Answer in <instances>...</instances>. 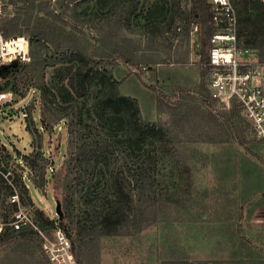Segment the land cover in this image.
Here are the masks:
<instances>
[{"label":"rangeland","instance_id":"374dc122","mask_svg":"<svg viewBox=\"0 0 264 264\" xmlns=\"http://www.w3.org/2000/svg\"><path fill=\"white\" fill-rule=\"evenodd\" d=\"M0 1L2 22L17 17L21 24L27 17L32 21L38 15V11L30 10L23 0ZM44 1L48 2V10L58 14L61 4H69L68 0ZM138 1L141 4L145 0ZM151 1L142 6L138 4L136 12L140 14L137 18L125 17L121 22L114 47L130 61L124 62L117 57L112 68L116 78H121L120 91L138 99L142 117L168 130L169 141L157 140L147 145L150 155L156 154V166L152 173L153 184L144 191L142 206L146 207L147 217L154 220L139 231L130 227L117 234H88L77 239L79 264H158L163 258H187L206 264H264V141L253 139L243 130L237 117L232 119L229 113L210 111L206 96L197 91L202 78L196 39L192 37L191 40L189 34L185 37L184 32L176 31L177 22L183 21L176 13L171 21L172 8L165 17H159V22L148 19L146 9ZM177 1L169 0L167 5L170 8L171 3ZM75 2L69 7L77 4L79 12L93 4V0ZM187 2L179 0V6L188 9ZM99 15V20H90L86 15L78 20L69 15L64 18L76 24L88 39L93 36L105 40L110 30L102 12ZM11 28L23 30L24 26ZM22 35L29 42V36ZM28 45L25 61L11 55V59L1 60L0 64L16 65L17 59L21 62L32 59L30 42ZM38 54L51 56L53 61L58 59L60 51L47 44ZM52 68H46V79ZM7 78L0 72V85ZM204 82L206 86V76ZM19 87L25 88V85L19 83ZM179 88L194 90L191 95L194 97ZM157 96L163 102L161 109H157ZM32 101L36 106L29 126L33 132H29L23 109ZM41 104L40 95L34 89L25 97L13 94L12 103L0 107V165L7 164L14 174L19 173L16 161L9 160L8 156L19 158V162L23 154L30 153L41 141L45 155L55 165L53 171L45 172L44 193L39 194L32 187L31 195L35 202L41 195L45 200L42 207L55 212V202L61 204L67 191L62 182L66 158L80 143L81 130L73 125L67 132L64 123L57 124L59 119ZM40 115L47 128L40 127ZM115 150L108 159L110 170L115 162L124 160L128 166L135 165L137 156L126 155L121 147ZM93 172L86 174L85 183L73 188L71 216L63 220L72 234L77 219L94 220L106 205L104 199L113 197L108 172L104 175ZM89 183L92 185L88 188ZM87 192L91 201L86 197ZM7 254L13 256V264L20 263L16 253L0 248V264H11ZM25 258L23 264H45L38 249Z\"/></svg>","mask_w":264,"mask_h":264},{"label":"trees","instance_id":"16d2710c","mask_svg":"<svg viewBox=\"0 0 264 264\" xmlns=\"http://www.w3.org/2000/svg\"><path fill=\"white\" fill-rule=\"evenodd\" d=\"M23 1L28 3L30 10H37L38 15L32 21L30 16L27 17L21 24L18 23L17 17L4 20L3 23L7 27L24 26L23 30L10 28L4 32V35H28L32 59L27 62L17 59L16 65L0 64V72L8 76L0 85V92L11 91L13 94L25 97L29 90L35 89L40 95V101L42 100V108L59 119L57 124L63 122L67 132L72 130L73 125L81 130L80 143L66 158V172L62 182L67 191L61 200L63 216L60 219L61 226L71 238L78 260L77 264H79V250L75 243L77 239L80 240L88 234L95 236L117 234L122 229L130 227L139 231L144 225L154 220L147 217L146 207L142 206L144 191L147 186L153 184L152 173L156 166V154L154 152L150 155L147 145L157 140L166 143L170 138L166 127L142 117L139 101L135 96L120 91L121 78H116L112 68L116 64L117 57H121L124 62L130 61L127 56L117 52L114 45H116L117 30L123 19L131 16L137 18L140 14V11L136 12L140 4L138 0H93L91 7L85 6L82 12L77 10V4L69 7V4L75 0H68L69 4H61L66 8L60 5L59 14L48 10V2L44 0H38V3L36 0ZM80 1L76 0L75 3ZM168 1L152 0L149 8L146 9V17L159 22V17H165L168 14L167 11L172 8L171 11H174L171 21L176 13L177 18L184 23L185 37L189 34L190 22L193 21L200 26L201 33L198 34L195 42L200 55L202 79L197 91L198 94L207 97L208 90L204 82L206 68L203 64L209 59V37L214 31L207 0H188L190 4L188 9L181 8L179 0L174 3L169 2L171 3L169 8ZM147 2L148 0H145L140 5ZM232 2L238 15V36L243 38V45L253 48L257 57L264 59V8L261 0H232ZM68 11H70L69 14ZM101 12L110 30L105 40L93 36L88 39L83 36L84 33L76 24L67 22L64 18L69 15L78 20L86 15L90 20H99ZM47 44L55 46L60 51L57 60L52 61L51 56L47 58L46 55L38 54V50L43 49ZM48 66L53 68L46 79L45 71ZM124 77L126 76L123 75ZM19 83H22V86L25 85V88L19 87ZM179 89L190 96L194 92V90ZM162 105L160 96H157V109H161ZM35 106L36 103L32 101L23 109L25 125L29 132H33L29 126L32 123L30 118H33ZM229 114L230 118L237 117V120L241 122L236 106L232 107ZM212 118L217 120L214 115ZM39 122L43 129L48 127L41 115ZM36 132L41 135L38 128ZM35 146L34 150L23 154L22 158L28 168L37 175V178H33L34 185L43 188L47 179L45 172L49 165L54 166L55 162L49 160L41 150L43 148L41 141H38ZM120 147L126 155L137 156L138 162L136 160L134 166H128L126 160L115 162L110 170L109 156ZM8 157L9 160L16 161L17 168L21 171L22 165L17 162L19 158L12 155ZM20 171L14 174V179L20 185V190L24 192L25 188L20 182ZM93 171L101 175L108 172L113 197L104 199L106 205H103L105 207L98 212L94 220L87 221L83 217L77 219L72 234L69 231V225H66L63 220L71 216L73 188L79 183H85L88 180L86 174H94ZM91 185L89 183L86 186L89 188ZM1 190L3 191L0 193V217L7 220L14 208V204L6 201L11 188L0 181ZM88 194L87 192L86 197L91 201ZM34 214L44 228L48 229L53 224L54 220L44 209L38 207ZM0 248L16 253L20 263L15 264H23L25 257L33 255L34 249H38L45 264H48L41 250L40 238L31 229L15 232L9 226H5L0 232ZM8 255L6 258L13 264L11 260L13 256ZM158 264H206V262L191 261L187 258H163Z\"/></svg>","mask_w":264,"mask_h":264},{"label":"built area","instance_id":"2783aa9c","mask_svg":"<svg viewBox=\"0 0 264 264\" xmlns=\"http://www.w3.org/2000/svg\"><path fill=\"white\" fill-rule=\"evenodd\" d=\"M261 2L264 8V0ZM207 3L214 31L209 37V59L203 64L206 68L208 90L205 98L206 104L215 114L230 113L232 107L236 106L241 116L243 129L253 139L264 141V59L255 56L254 51L243 45L238 36V15L232 0H207ZM186 6L189 8V1ZM181 23L177 22L176 31L183 32L184 23ZM10 28L0 20V61L7 60L11 55L25 61L29 42L24 35L5 36L4 32ZM189 28V38L197 39L199 25L192 21ZM14 39H23L26 50L18 48L19 50L8 53L7 45L12 44ZM198 56L200 62V55ZM12 101L13 92H0V107L10 105ZM18 163L22 165L20 182L25 188L24 192L20 190V185L15 181L14 170L11 166L0 165V181L11 188L6 201L14 204L9 218L0 219V232L5 226H9L15 232L31 229L40 238L41 250L48 264H77L71 238L61 226V220L56 212H50L48 208L42 207L45 200L41 195L36 202L32 198V187L39 194H43L46 188L34 185L33 178H37V175L28 168L23 159ZM49 170L53 171L52 165H49ZM30 197L31 200H29ZM38 207L44 209L47 215L54 220L48 229L40 225L35 218L34 212Z\"/></svg>","mask_w":264,"mask_h":264},{"label":"bare ground","instance_id":"6f19581e","mask_svg":"<svg viewBox=\"0 0 264 264\" xmlns=\"http://www.w3.org/2000/svg\"><path fill=\"white\" fill-rule=\"evenodd\" d=\"M23 44H24L23 39H14V41H12V44L8 43L6 51L8 53H12V52H15L19 49L20 50L24 49L25 46ZM24 50H26V49H24Z\"/></svg>","mask_w":264,"mask_h":264},{"label":"water","instance_id":"95a60500","mask_svg":"<svg viewBox=\"0 0 264 264\" xmlns=\"http://www.w3.org/2000/svg\"><path fill=\"white\" fill-rule=\"evenodd\" d=\"M55 212H56L58 218L61 219L62 216H63V211H62V209H61L60 201H56V202H55Z\"/></svg>","mask_w":264,"mask_h":264}]
</instances>
